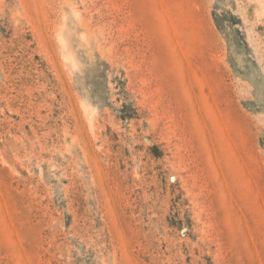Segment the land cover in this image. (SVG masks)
I'll return each mask as SVG.
<instances>
[{"label": "rangeland", "instance_id": "rangeland-1", "mask_svg": "<svg viewBox=\"0 0 264 264\" xmlns=\"http://www.w3.org/2000/svg\"><path fill=\"white\" fill-rule=\"evenodd\" d=\"M0 264H264V0H0Z\"/></svg>", "mask_w": 264, "mask_h": 264}]
</instances>
